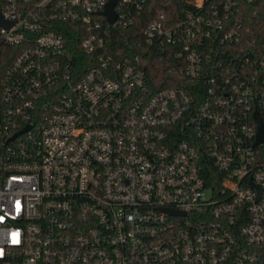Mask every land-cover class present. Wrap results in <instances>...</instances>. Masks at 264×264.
Masks as SVG:
<instances>
[{
	"label": "built area",
	"instance_id": "built-area-1",
	"mask_svg": "<svg viewBox=\"0 0 264 264\" xmlns=\"http://www.w3.org/2000/svg\"><path fill=\"white\" fill-rule=\"evenodd\" d=\"M109 1L0 0V264H264V0Z\"/></svg>",
	"mask_w": 264,
	"mask_h": 264
},
{
	"label": "trees",
	"instance_id": "trees-1",
	"mask_svg": "<svg viewBox=\"0 0 264 264\" xmlns=\"http://www.w3.org/2000/svg\"><path fill=\"white\" fill-rule=\"evenodd\" d=\"M181 2V0H158L156 2H154L152 5L155 6V10L157 9H161L164 10L167 14H171V10H173V5H175V8L178 9V3ZM116 36L112 34V38H111V44H116ZM76 42V41H74ZM76 56H78L77 58L79 59H85L84 56H81L76 54ZM164 73H161L159 75V77H163ZM164 84H160V86H163Z\"/></svg>",
	"mask_w": 264,
	"mask_h": 264
},
{
	"label": "water",
	"instance_id": "water-1",
	"mask_svg": "<svg viewBox=\"0 0 264 264\" xmlns=\"http://www.w3.org/2000/svg\"><path fill=\"white\" fill-rule=\"evenodd\" d=\"M116 0H110L105 8V11L102 13L105 15L108 22L113 23L115 20V14H114V4ZM2 23V20L0 18V24ZM260 131V130H259Z\"/></svg>",
	"mask_w": 264,
	"mask_h": 264
}]
</instances>
